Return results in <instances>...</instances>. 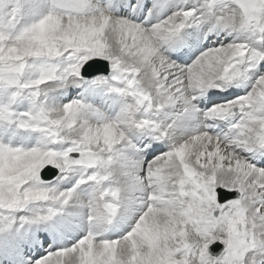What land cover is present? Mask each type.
I'll return each instance as SVG.
<instances>
[{
    "label": "snow or ice",
    "instance_id": "1",
    "mask_svg": "<svg viewBox=\"0 0 264 264\" xmlns=\"http://www.w3.org/2000/svg\"><path fill=\"white\" fill-rule=\"evenodd\" d=\"M0 264H264V0H0Z\"/></svg>",
    "mask_w": 264,
    "mask_h": 264
}]
</instances>
